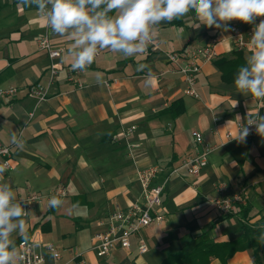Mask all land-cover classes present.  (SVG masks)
Returning a JSON list of instances; mask_svg holds the SVG:
<instances>
[{"label": "crops", "instance_id": "obj_1", "mask_svg": "<svg viewBox=\"0 0 264 264\" xmlns=\"http://www.w3.org/2000/svg\"><path fill=\"white\" fill-rule=\"evenodd\" d=\"M194 15L190 11L155 26L157 50L129 57L101 50L81 73L83 87L68 81L66 69L60 71L48 99L31 118L36 100L24 93L0 111V144L12 147L13 163L0 183H8L16 199L40 197L24 206L33 213L24 217L26 235L54 243L60 264H163L168 256L182 254L188 258L183 264H257L252 249L223 259L209 256L204 248L205 243L231 241L242 234L241 217L225 216L213 202L216 197L239 195L241 203L253 206L251 223L264 219V138L255 134L239 143L233 139L237 123L227 126L237 114L264 115L256 97L243 95L234 86L239 67L254 49L239 50L231 29L197 28ZM228 23L229 28L237 24L244 30L253 26L237 20ZM220 34L227 39L215 46L212 60L201 62L196 76L200 97L186 94L184 79L169 54L177 51L182 64L190 47L204 46ZM44 35L54 46L64 47L61 60L71 66L70 35L52 33L35 7L0 0V87L48 85L50 58L36 43ZM141 64L147 68L137 71ZM149 72L155 77L151 86L146 84ZM98 75L102 83L97 82ZM133 125L136 128L126 138L124 131ZM193 130L215 147L209 163L197 175L184 168L172 173L201 148ZM14 133L23 139L22 149L12 143ZM154 165L162 168L155 182L168 177L157 209L164 219L133 235L130 248L100 255L93 248V235L107 228L112 210L143 204L137 171ZM62 187L66 195L58 194ZM53 196L62 201L58 208L49 205ZM76 204L79 214L73 211ZM10 239L17 254L23 237L14 232ZM140 239L148 246L145 253H140ZM46 257L53 262L50 253Z\"/></svg>", "mask_w": 264, "mask_h": 264}, {"label": "clouds", "instance_id": "obj_2", "mask_svg": "<svg viewBox=\"0 0 264 264\" xmlns=\"http://www.w3.org/2000/svg\"><path fill=\"white\" fill-rule=\"evenodd\" d=\"M24 7H35L43 15L51 32L59 36L70 35L73 43L68 55L73 58V70H85L90 66L98 50L108 49L119 52L124 57L142 54L154 40L155 26L161 22L184 17L190 11L198 21L197 28L204 25L225 32L229 31L230 21L237 20L252 24L253 34L250 45L254 51L245 65L239 67L234 86L243 95L264 100V19L256 24L258 17H264V0H19ZM115 12V15L109 13ZM147 65L141 64L137 71ZM155 77L151 72L146 84L151 86ZM102 83V75L97 76ZM238 124L235 139L246 142L253 128L264 138V115L246 117L236 115L227 126ZM12 143L19 148L24 141L15 133ZM5 167L0 165V176ZM62 201L53 196L49 200L51 208H58ZM73 211L80 213L79 204ZM33 214L26 210L22 201L8 183H0V264H13L16 252L12 233H19L27 239L24 217ZM264 241V236L260 238Z\"/></svg>", "mask_w": 264, "mask_h": 264}, {"label": "built area", "instance_id": "obj_3", "mask_svg": "<svg viewBox=\"0 0 264 264\" xmlns=\"http://www.w3.org/2000/svg\"><path fill=\"white\" fill-rule=\"evenodd\" d=\"M43 16V15H42ZM264 17H258L256 24ZM253 27L249 29H242L237 24H233L230 37L234 41L236 47L239 50H252L250 45V39L253 34ZM227 37L223 34L212 37L204 46H192L185 53L186 61L180 64L181 58L177 51L169 54L170 61L177 65V71L182 75L185 83V92L195 98H199V92L196 87V76L201 70L202 61H210L216 55L215 46L223 42ZM36 43L40 49L46 50L49 58V83L47 86L37 82L31 83L27 87H0V111L4 107L16 99L20 94L24 93L29 97L36 100L35 107L30 111V118L34 116L36 108L44 101H46L50 95L49 88L56 81L60 71L67 70V79L80 87L84 86L81 78V70H73L71 66H67L62 62L64 56V47L54 46L49 36L44 35L36 39ZM159 48L158 41L155 39L148 45L146 53L150 49L157 50ZM101 54V50H98L95 57ZM258 99V98H257ZM259 107L264 108V100L258 99ZM238 127V124H237ZM135 125L130 129L124 131L123 135L127 138L133 130ZM256 134L253 128L251 134L246 138H250ZM192 136L195 141L201 145V148L193 155L186 157L180 165L172 169V173L179 172L184 168L193 175L199 174L203 168L209 163V157L215 147L208 144L204 136L197 130L192 131ZM228 137H232V134L227 133ZM234 138V137H233ZM131 147V144H128ZM0 165L5 167V172L13 168L12 163V147L8 144H0ZM162 172V168L158 165H154L145 169H139L137 171V180L140 182L143 189V204H134L128 209L116 208L112 210L107 216L106 223L108 224L105 230L96 232L93 237V248L98 251L100 255H109L112 251L118 247L130 248L131 237L140 233V231L156 222H160L164 219V215L157 209L162 205V196L165 189V183L168 177L162 182H155L159 174ZM224 187H221V191ZM60 195H66L65 187L59 190ZM38 195H30L25 198H19L17 201H22L23 206H27L32 201L38 200ZM242 201L239 195L233 197L219 196L213 199V202L224 212L232 213L238 210V203ZM18 253L15 255L13 264H60L61 253L57 246L50 243H41L35 241L32 238L26 240L20 239L18 244ZM140 253L148 251V246L144 239H140L139 244ZM47 253L52 255L53 262H47Z\"/></svg>", "mask_w": 264, "mask_h": 264}, {"label": "trees", "instance_id": "obj_4", "mask_svg": "<svg viewBox=\"0 0 264 264\" xmlns=\"http://www.w3.org/2000/svg\"><path fill=\"white\" fill-rule=\"evenodd\" d=\"M181 110L177 114H180ZM253 206L246 203H238V210L232 213H225V216L239 215L242 220V234L239 238L218 244L205 243L204 248L209 256L219 255L223 259L230 257L238 250L252 249L254 259L257 264H261L264 260V241L260 238L264 236V219L257 223H251L250 216ZM187 257L182 255H170L163 264H183L187 261Z\"/></svg>", "mask_w": 264, "mask_h": 264}]
</instances>
